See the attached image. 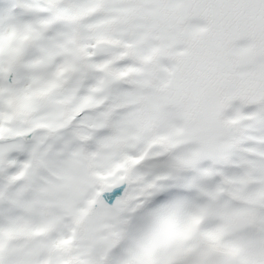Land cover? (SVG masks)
Segmentation results:
<instances>
[{
  "label": "snow or ice",
  "instance_id": "1",
  "mask_svg": "<svg viewBox=\"0 0 264 264\" xmlns=\"http://www.w3.org/2000/svg\"><path fill=\"white\" fill-rule=\"evenodd\" d=\"M0 264H264V0H0Z\"/></svg>",
  "mask_w": 264,
  "mask_h": 264
}]
</instances>
